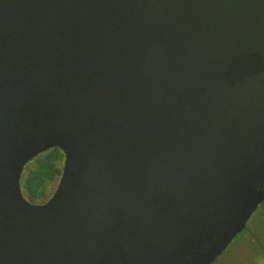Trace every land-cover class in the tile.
<instances>
[{
    "label": "water",
    "instance_id": "95a60500",
    "mask_svg": "<svg viewBox=\"0 0 264 264\" xmlns=\"http://www.w3.org/2000/svg\"><path fill=\"white\" fill-rule=\"evenodd\" d=\"M262 202L264 0H0V264H211Z\"/></svg>",
    "mask_w": 264,
    "mask_h": 264
},
{
    "label": "rangeland",
    "instance_id": "374dc122",
    "mask_svg": "<svg viewBox=\"0 0 264 264\" xmlns=\"http://www.w3.org/2000/svg\"><path fill=\"white\" fill-rule=\"evenodd\" d=\"M29 162L23 166L20 178L26 172ZM56 183L57 179L47 183L46 199L53 193ZM212 264H264V202L251 214L245 229L234 237Z\"/></svg>",
    "mask_w": 264,
    "mask_h": 264
},
{
    "label": "trees",
    "instance_id": "16d2710c",
    "mask_svg": "<svg viewBox=\"0 0 264 264\" xmlns=\"http://www.w3.org/2000/svg\"><path fill=\"white\" fill-rule=\"evenodd\" d=\"M62 159V153L52 148L37 155L29 162L26 172L19 181L24 199L33 204H40L46 200V185L55 179L58 180Z\"/></svg>",
    "mask_w": 264,
    "mask_h": 264
},
{
    "label": "flooded vegetation",
    "instance_id": "af4514ba",
    "mask_svg": "<svg viewBox=\"0 0 264 264\" xmlns=\"http://www.w3.org/2000/svg\"><path fill=\"white\" fill-rule=\"evenodd\" d=\"M19 187H20V184H19ZM20 192H21V190H20ZM21 195H22V194H21ZM22 197H23V196H22ZM47 199H48V198H47ZM47 199H46V200H47ZM25 200H26V199H25ZM46 200H45V201H46ZM45 201H44V202H45ZM28 202H29V201H28ZM42 203H43V202H42ZM262 203H263V202H262ZM31 204H33V203H31ZM40 204H41V203H40ZM260 204H261V203H260ZM257 207H258V206H257ZM257 207H256V208H257ZM255 210H256V209H255ZM255 210H254V211H255ZM249 218H250V217H249ZM244 229H245V228H244ZM244 229H243V230H244ZM243 230H242V231H243ZM228 245H229V244H228ZM226 248H227V247H226ZM226 248H225V249H226ZM222 253H223V252H222ZM222 253H221V254H222ZM221 254H220V255H221ZM220 255H219V256H220ZM219 256H218V257H219ZM215 260H216V259H215ZM215 260H214V261H215ZM211 264H212V263H211Z\"/></svg>",
    "mask_w": 264,
    "mask_h": 264
}]
</instances>
